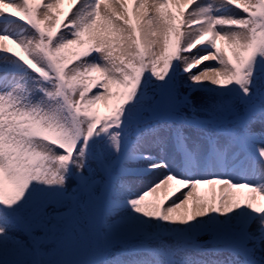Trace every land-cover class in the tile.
Masks as SVG:
<instances>
[{
  "label": "snow or ice",
  "instance_id": "6c2138e0",
  "mask_svg": "<svg viewBox=\"0 0 264 264\" xmlns=\"http://www.w3.org/2000/svg\"><path fill=\"white\" fill-rule=\"evenodd\" d=\"M0 264H264V0H0Z\"/></svg>",
  "mask_w": 264,
  "mask_h": 264
},
{
  "label": "rangeland",
  "instance_id": "374dc122",
  "mask_svg": "<svg viewBox=\"0 0 264 264\" xmlns=\"http://www.w3.org/2000/svg\"><path fill=\"white\" fill-rule=\"evenodd\" d=\"M172 10H174V7L173 6H170L169 8V11L171 12ZM223 47V45H222ZM96 111L101 115V116H104V115H107L108 112H109V108L106 106L105 102L104 101H101L97 104L96 106ZM210 191H206V188L205 189H202L201 191V194L202 195H205V194H208Z\"/></svg>",
  "mask_w": 264,
  "mask_h": 264
},
{
  "label": "bare ground",
  "instance_id": "6f19581e",
  "mask_svg": "<svg viewBox=\"0 0 264 264\" xmlns=\"http://www.w3.org/2000/svg\"><path fill=\"white\" fill-rule=\"evenodd\" d=\"M66 7H67V5H66ZM128 7H129V10L132 11V10L136 7V5H133V4L130 3V4L128 5ZM197 47L199 48V47H201V46H197ZM209 63H211V62H209ZM218 190H219V186H217V191H218ZM206 191H210V189L206 188Z\"/></svg>",
  "mask_w": 264,
  "mask_h": 264
}]
</instances>
